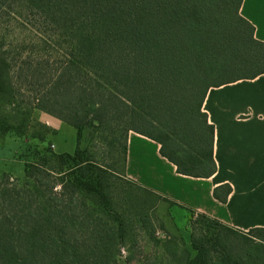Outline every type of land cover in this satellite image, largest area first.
<instances>
[{
	"label": "trees",
	"instance_id": "obj_1",
	"mask_svg": "<svg viewBox=\"0 0 264 264\" xmlns=\"http://www.w3.org/2000/svg\"><path fill=\"white\" fill-rule=\"evenodd\" d=\"M241 2L0 0V19H16L35 41L18 60L0 55V101L15 106L13 115L0 113V135H25L34 109L77 133L72 153L27 144L22 184L0 172V264L120 263L132 216L112 208L107 167L78 147L88 123L111 134L112 148L120 133L124 176L129 131L157 141L180 174L215 172L213 125L202 110L206 92L264 72V42L240 15ZM230 192L225 183L212 194L225 202ZM198 221L223 229L227 240L196 235ZM191 230L196 253L185 264H240L249 248L237 236L264 244L262 227L237 230L199 212ZM218 244L219 261L212 254Z\"/></svg>",
	"mask_w": 264,
	"mask_h": 264
},
{
	"label": "crops",
	"instance_id": "obj_2",
	"mask_svg": "<svg viewBox=\"0 0 264 264\" xmlns=\"http://www.w3.org/2000/svg\"><path fill=\"white\" fill-rule=\"evenodd\" d=\"M239 13L252 24L253 37L264 42V0H242ZM202 110L213 125L216 170L211 176L178 173L175 165L161 155L157 141L129 131L126 177L231 228H264V72L209 88ZM48 121L53 126L54 151L72 153L77 143L76 129L58 118ZM225 183L231 186V192L221 202L212 192Z\"/></svg>",
	"mask_w": 264,
	"mask_h": 264
},
{
	"label": "rangeland",
	"instance_id": "obj_3",
	"mask_svg": "<svg viewBox=\"0 0 264 264\" xmlns=\"http://www.w3.org/2000/svg\"><path fill=\"white\" fill-rule=\"evenodd\" d=\"M33 38L16 19L8 17L0 19V55L7 53L6 56L18 60L22 53L25 55L21 52L22 47ZM15 101L16 106L21 104L19 99ZM20 106L24 107L25 104ZM12 108L15 106L9 101H0L1 114L13 115ZM48 119L57 118L34 109L29 116L25 135L17 136L12 133L0 135V172L8 173L16 184L24 182V163L21 155L27 144L40 149L50 147L54 150L53 126L48 124ZM40 137H43V140ZM112 139L111 134H107L91 122L81 129L78 147L85 149L96 164L107 167V178L113 196L112 208L125 210L127 218L132 216L133 246H130V242L123 247L119 264H185L188 254L193 257L196 253L191 246L190 234L191 220L197 217L198 212L191 215L187 208L158 193L138 187L124 176L120 133L114 138L116 140L113 148L107 144V141ZM27 153L26 159L32 160L31 152ZM194 232L196 235L206 234L212 241L216 236L219 242L227 240L223 236L225 232L223 229L208 227L203 221L196 222ZM236 240L241 246L249 248L241 256L240 264H264L263 243L250 246L245 243L242 236H237ZM220 253L218 244L217 251L212 252L217 261Z\"/></svg>",
	"mask_w": 264,
	"mask_h": 264
}]
</instances>
